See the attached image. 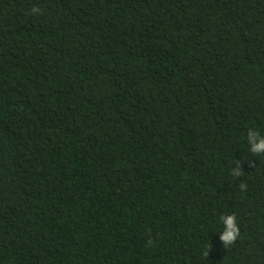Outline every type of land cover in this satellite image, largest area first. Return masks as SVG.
Masks as SVG:
<instances>
[{
    "label": "trees",
    "instance_id": "16d2710c",
    "mask_svg": "<svg viewBox=\"0 0 264 264\" xmlns=\"http://www.w3.org/2000/svg\"><path fill=\"white\" fill-rule=\"evenodd\" d=\"M250 129L264 0H0V264H264Z\"/></svg>",
    "mask_w": 264,
    "mask_h": 264
},
{
    "label": "clouds",
    "instance_id": "9594fccd",
    "mask_svg": "<svg viewBox=\"0 0 264 264\" xmlns=\"http://www.w3.org/2000/svg\"><path fill=\"white\" fill-rule=\"evenodd\" d=\"M30 14H41L40 8L33 6L30 10ZM247 143L250 146L249 151L255 155H264V136H261L259 132L249 130L247 134ZM232 175L239 176L240 172L237 170L232 171ZM241 187H245L241 185ZM222 224V232L219 235V239L224 246L231 245L240 235L239 227L236 223L235 214L222 215L219 217Z\"/></svg>",
    "mask_w": 264,
    "mask_h": 264
}]
</instances>
